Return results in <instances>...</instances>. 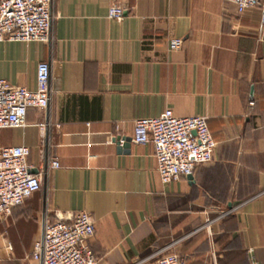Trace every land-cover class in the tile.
I'll use <instances>...</instances> for the list:
<instances>
[{"label":"crops","instance_id":"crops-1","mask_svg":"<svg viewBox=\"0 0 264 264\" xmlns=\"http://www.w3.org/2000/svg\"><path fill=\"white\" fill-rule=\"evenodd\" d=\"M112 5L122 19L107 17ZM50 11L49 42H0V78L34 89L46 61L52 92L46 108L28 109L25 127L0 129V147L27 146L41 176V188L0 220V264H42L32 250L44 220L82 211L94 218L88 243L99 264H152L170 252L185 264H264L260 7L51 0ZM171 38L182 47L169 49ZM166 109L206 116L217 142L211 161L168 184L153 146L131 141L135 119Z\"/></svg>","mask_w":264,"mask_h":264},{"label":"built area","instance_id":"built-area-1","mask_svg":"<svg viewBox=\"0 0 264 264\" xmlns=\"http://www.w3.org/2000/svg\"><path fill=\"white\" fill-rule=\"evenodd\" d=\"M226 1L233 2L239 12L259 6L264 24V0ZM50 4L51 0H0V42H49ZM123 14L122 7L112 5L107 17L120 20ZM182 45V38L169 40L171 50H178ZM49 80L50 66L46 61L37 64L34 89L0 78V129L25 127L28 109L46 108L52 93ZM46 125L37 124L41 133ZM131 141L153 146L156 169L164 184L190 176L197 165L211 161L217 144L206 116L180 117L171 109L159 116L135 119ZM29 153L25 145L0 147V220L10 216L14 207L41 188V176L32 172ZM58 165L57 160H52L49 167L53 169ZM94 231V218L85 211L77 213L71 221L46 219L41 237L34 242L32 257L40 259L42 264H99L88 243ZM152 264H185V261L179 254L170 252L160 254Z\"/></svg>","mask_w":264,"mask_h":264},{"label":"water","instance_id":"water-1","mask_svg":"<svg viewBox=\"0 0 264 264\" xmlns=\"http://www.w3.org/2000/svg\"><path fill=\"white\" fill-rule=\"evenodd\" d=\"M127 140V142L129 141V138H127L126 139ZM128 143H126V145H127ZM33 172V171H32ZM189 178H191L192 176L190 175V176H188Z\"/></svg>","mask_w":264,"mask_h":264}]
</instances>
